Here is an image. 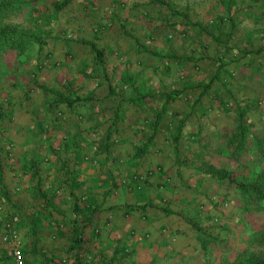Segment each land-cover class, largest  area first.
<instances>
[{"label":"crops","instance_id":"obj_1","mask_svg":"<svg viewBox=\"0 0 264 264\" xmlns=\"http://www.w3.org/2000/svg\"><path fill=\"white\" fill-rule=\"evenodd\" d=\"M58 12L33 51L37 87L13 97L0 139V264H14L2 239L13 215L24 264H193L218 201L199 149L228 131L219 92L247 98L263 83L264 0H68ZM219 62L227 86L198 100Z\"/></svg>","mask_w":264,"mask_h":264},{"label":"rangeland","instance_id":"obj_2","mask_svg":"<svg viewBox=\"0 0 264 264\" xmlns=\"http://www.w3.org/2000/svg\"><path fill=\"white\" fill-rule=\"evenodd\" d=\"M7 1H11L12 5L6 4ZM2 3L3 8L0 9V27L16 24L29 30L32 36H39L44 39L49 37L48 33L44 31L45 25L51 24L54 20H63L62 13L58 12L59 10L49 0L43 3H39L37 0H0V5ZM36 41L29 45L30 47L27 53L20 52L21 54H17L16 50L13 49H8L0 53V103L6 107L9 105L15 107V101L12 99L16 95L20 98L22 85L25 87V92L29 90V97L32 96L30 89H36L37 87V83L33 81L35 75H32L35 74L32 62L34 56L33 51L38 45ZM230 53L234 55V51ZM235 53L236 55L238 54L237 51ZM22 69L23 71L19 73ZM204 69H197L194 73L199 76L205 75V77H209L212 72H209L205 67ZM5 70L6 73L3 72ZM240 70L243 72L249 71L250 69L241 68ZM17 76L18 81L15 79ZM234 76L238 78V74ZM254 85L255 83H251L247 87V92L249 93L248 98L252 97L251 95L253 93H257L253 96L261 94L260 90L263 84H256L252 93L250 87ZM244 86V84H235L232 86V89L235 88L236 93H239L241 90L246 89ZM212 87L209 91H211ZM226 98H229L226 104L227 110L229 111L228 117L216 118V123L217 125L221 124L222 127L228 124V131L227 133H217L218 135L215 136V139L211 140L209 154L211 157H214L213 162L215 160V166L213 167L215 168L210 165L206 166L209 168L210 176L216 181V198L218 201H216L217 203L212 209L214 216L211 217H215V220L210 226H201L197 230V235L200 236L199 250H201L199 253L200 256L194 257L193 264H245L257 256H264V199L257 200L251 190L248 189L245 192L240 187L229 184L227 177L223 176L220 179L215 175V173L218 175L219 173L228 172L241 182H245L246 180L251 182L255 177V174L247 168V165L251 162V149L247 148L245 144L244 149L236 153L237 148L234 145H236L239 138L233 134L236 127L234 124L237 122L234 112V99L232 94L226 96ZM259 99L261 100V110L264 113V99L262 97H259ZM248 111L250 115H253L252 119L257 122L260 116V110L254 112L253 109H250ZM13 114H10L11 118L6 120V122L5 120H1L0 139L2 135L5 136L7 134L5 126L10 124L13 119ZM221 128L218 127V129ZM229 131L230 133H228ZM220 139H223L222 142ZM221 145L224 148H217ZM212 146L215 147L212 148ZM91 148L94 151L97 150V143L93 144ZM199 152L205 153L200 149ZM219 153L221 155H218ZM253 164H256V162ZM196 210H199L197 205ZM191 262L190 260L189 263Z\"/></svg>","mask_w":264,"mask_h":264},{"label":"trees","instance_id":"obj_3","mask_svg":"<svg viewBox=\"0 0 264 264\" xmlns=\"http://www.w3.org/2000/svg\"><path fill=\"white\" fill-rule=\"evenodd\" d=\"M67 1L68 0L58 1L54 4V7L60 10L66 4ZM6 4L12 5V2L7 1ZM1 5H0V9L3 8V3ZM44 40L45 39L42 37L32 36L29 30L24 29L16 24H10V25H5V26L0 27V53L8 49L16 50L17 54H21L20 52L27 53L30 47L29 45L34 41L38 43L39 49H41L42 47L41 44L42 42H44ZM93 48L95 49L96 55L98 56L99 50L96 49V47H93ZM222 64L223 63L219 62L217 73L211 76V78L208 81L202 82L199 84L200 86H202V89L199 93L198 100H201L202 95L206 93L209 88L212 87V82H214V80L216 79H220L221 86H227V84H225L224 81L221 80L222 76L219 75V72L221 71L220 67H222ZM3 72L6 73V70ZM254 73H256L257 75L260 74L261 78L263 79L262 80L263 85L261 86L262 89L260 90L261 94L260 95L258 94L257 96H253L254 94H257V93H253L251 95L252 97L250 98L248 97L247 98H237L233 95L232 97L234 99L233 100V104L235 107L234 112H235V117L237 120L236 127L234 130L235 132L233 131L234 132L233 134H235L239 138V140L237 139L238 142L236 143V145H234L237 148L236 153L237 152L239 153V150L244 149L245 144L247 145V148L251 149L250 150V152H252L251 162L247 165V168L251 170L253 174H255V177L253 181L251 182L249 180H246L245 182H241L235 179L228 172L227 173L223 172L221 174L219 173L218 175L215 173V175L220 179L223 176L227 177L229 184L238 186L245 192H247L249 189L253 192V195L257 200L258 199L263 200L264 199V113L260 107L261 100L259 99V97H262L264 99V69L263 70L258 69V71ZM228 74L232 75L233 72L232 73L228 72ZM217 96H218L217 101L219 102L220 108H222V110H227L226 104L229 98L221 96L220 92ZM250 109H253L254 112H257L258 110H260L259 111L260 116L257 119L258 123L252 119L253 115L249 114L248 110ZM13 112H14V107H12V105H9L6 107L0 103V122L6 116H8L7 119L11 118L10 114ZM156 118L157 117H155V120ZM224 132L227 133V131H224ZM206 146L207 145H204L202 147L203 152L210 153L209 149L211 147H208V146L206 147ZM222 147L223 146H218L217 148L221 149ZM2 155H3V151L1 150V147H0V191L3 193L2 196H5L4 198H9L6 185L3 183L4 165H3ZM218 155H221V154L219 153ZM209 157H211L210 154H209ZM211 158L214 159V157H211ZM254 162H256V164H253ZM214 164L215 163L210 164V166L213 167L215 166ZM77 228L78 227L73 226L74 236L70 243V248L76 246L77 242H80L81 237L79 235V232H77L78 231ZM245 264H264V256H257L251 259L250 261L246 262Z\"/></svg>","mask_w":264,"mask_h":264},{"label":"built area","instance_id":"obj_4","mask_svg":"<svg viewBox=\"0 0 264 264\" xmlns=\"http://www.w3.org/2000/svg\"><path fill=\"white\" fill-rule=\"evenodd\" d=\"M102 28H104V26H102ZM66 35L70 36L71 34L68 32ZM139 177L142 178L143 176ZM16 220L17 216L13 215L11 217V222L7 223V228L2 234V239L11 243V255L13 257L14 264H24V254L20 245L21 241L19 233L13 227V224Z\"/></svg>","mask_w":264,"mask_h":264}]
</instances>
